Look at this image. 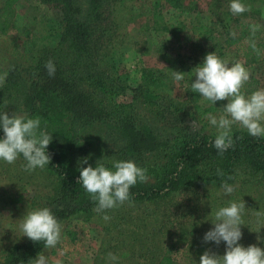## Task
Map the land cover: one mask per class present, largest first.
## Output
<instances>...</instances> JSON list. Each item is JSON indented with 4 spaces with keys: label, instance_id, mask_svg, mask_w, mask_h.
<instances>
[{
    "label": "rangeland",
    "instance_id": "rangeland-1",
    "mask_svg": "<svg viewBox=\"0 0 264 264\" xmlns=\"http://www.w3.org/2000/svg\"><path fill=\"white\" fill-rule=\"evenodd\" d=\"M46 2L0 0V76L6 74L0 85V113L6 112L10 118L14 113L29 117L32 110L52 104L50 91L33 85L31 64L38 50L35 42L27 44L29 39L33 40V34L39 37L47 34L48 18L55 23L61 19V9H64L77 20L87 21L94 30H103L115 20L119 27L109 44L115 51L111 52L115 58L113 67L126 88L113 96V100L123 107L111 108V104L105 103L102 117H95L92 125L77 127L82 139L92 141V161L110 164L133 161L140 168L159 158L158 151L173 134V124L160 115L162 104H155L152 97L138 92L139 87L145 88L143 71L172 75L181 66V73L195 81L193 69L198 65L192 67L187 61L195 38H214L215 44H221L237 20L259 22L264 27V0H244L242 3L251 10L239 16L230 12V0H182L180 9L164 1L159 8H154L153 0ZM67 48L70 49L69 44ZM69 58L73 63V56ZM223 61L229 66L240 62L250 71V77L260 82L258 90L264 89V57L257 64L246 66L237 49L232 47L226 51ZM174 84V91L169 95L183 104L186 102L184 88L177 82ZM227 103L224 100L213 104L202 99L200 105L217 106L219 111L212 115L219 118ZM208 122L197 123L198 127L191 129L217 136L216 127ZM238 130L247 132L233 124L231 131ZM81 160L75 156L76 162ZM25 164L20 157L13 164L0 160V263L5 250L15 247L16 243L19 246L26 237L20 223L28 210L49 208L52 201L48 175L41 168L25 171ZM232 186L235 191L230 196L222 188L196 187L157 204L125 205L107 214L80 217L73 221L77 241L60 238V248L58 243L42 254L47 264H152L151 258L160 250L186 241V246L173 254L176 264H200V257L206 251L218 256L226 253L224 241L217 245L214 241L205 242L204 236L215 226V212L230 202L245 203L241 214L242 238L238 243L264 249V181L259 177L249 180L241 176ZM19 193L24 197L21 203L3 199L10 194H15L16 199ZM104 215L110 219L105 221ZM109 253L118 259L110 261Z\"/></svg>",
    "mask_w": 264,
    "mask_h": 264
},
{
    "label": "trees",
    "instance_id": "trees-1",
    "mask_svg": "<svg viewBox=\"0 0 264 264\" xmlns=\"http://www.w3.org/2000/svg\"><path fill=\"white\" fill-rule=\"evenodd\" d=\"M161 1L174 9L182 7V0H153V7L159 8ZM36 2L48 3L46 0ZM61 11L62 17L55 23L48 18L50 30L46 35L39 37L33 34V40L29 39L27 42H35L38 50L31 64V76L35 79L33 85L42 87V90L47 88L52 102L49 106L32 110L28 118H39L41 130L52 135V141L46 149L50 163L42 169L51 182L52 201L48 206L62 225L61 239L68 237L74 242L78 239V233L73 221L99 214L94 211L96 204L90 195L78 183L81 164L75 161V156H80L82 160L88 159L83 167L91 165L95 168L98 162L91 158L92 141L82 139L81 130L77 126L92 125L95 117H102L105 103L111 104V108H122L123 106L115 104L113 96L126 87L113 67L115 58L111 52L115 51L109 44L116 35L117 21L106 24L103 30H94L87 21L77 20L67 10ZM16 18L15 13V20ZM251 25L260 26L254 37L250 31ZM233 32L235 37L231 35ZM252 40L260 50L259 55L251 47ZM214 42V38H195L187 57L192 67L202 65L209 53H215L223 60L226 51L232 47L237 49L246 66H253L264 57V27L259 22L237 20L225 33L221 44ZM69 56H73V63ZM48 61H52L55 66L54 76L48 75L45 67ZM177 72L181 73V66ZM143 73L145 88L139 87L138 92L152 97L155 104H162L160 115L173 124V134L158 151L159 158L153 164L143 166L149 177L147 182L138 181L132 186L131 203L125 202L122 206L157 204L196 187L222 188L225 182L234 185L241 176H246L249 180L259 177L264 181V137H253L240 130L231 131L233 146L222 155L219 154L214 147L216 136L191 129L194 121L205 123L208 121V113L215 114L219 111L215 105L207 108L200 105L203 97L191 91L194 80L187 74L177 82L172 75L162 71L144 70ZM174 82L184 88L186 102L183 104L177 103L169 95L174 91ZM259 86L260 82L250 77L241 92L249 96ZM3 138L4 133L0 128V139ZM129 144L131 145V140ZM20 158L24 160L22 155ZM100 163L114 170L113 164L105 161ZM218 170L222 171V176L218 174ZM3 199H11L13 203L24 201L21 193L16 199L15 194ZM120 207L110 210L116 211ZM186 243L183 241L178 245L172 244L167 250H160V253L151 258L152 264H176L173 254L175 251L179 253L178 250L184 248ZM12 247L5 250L0 264H30L46 249L43 242H33L28 237L19 246L16 243ZM58 247L60 248V243Z\"/></svg>",
    "mask_w": 264,
    "mask_h": 264
},
{
    "label": "clouds",
    "instance_id": "clouds-1",
    "mask_svg": "<svg viewBox=\"0 0 264 264\" xmlns=\"http://www.w3.org/2000/svg\"><path fill=\"white\" fill-rule=\"evenodd\" d=\"M229 10L239 16L250 11V7L244 5L241 0H230ZM259 25H251L252 36L259 30ZM235 37V33H231ZM251 47L257 55L260 50L254 40ZM49 76H54L55 66L48 61L45 66ZM195 81L191 84V91L198 93L204 100L215 104L217 101L227 100L223 107V114L217 118L208 113L206 118L217 129L214 147L219 154H223L233 146L231 128L238 124L253 137H264V89L254 91L250 96L242 94L241 89L250 79V71L240 62L228 63L221 60L215 53H209L204 58L202 65L193 69ZM175 81L184 79L183 73L173 71ZM6 74L0 76V85L4 83ZM39 118H28L14 113L11 118L4 112L0 113V128L4 138L0 139V160L13 164L22 155L26 164L25 171L43 169L50 163V156L46 149L52 141V135L41 130ZM192 126L198 127L196 121ZM103 138V137H102ZM88 163L84 158L80 161V177L78 183L90 195L96 204L94 211L97 213L122 206L130 201V188L137 182H147L149 179L147 170L138 167L133 161H114L113 168L109 169L98 162V166L83 167ZM219 175H223L218 170ZM232 179V177H229ZM222 190L226 195H231L235 188L225 182ZM245 203L230 202L229 206L222 207L215 212V225L205 236V242L214 241L217 245L224 241L227 245L226 253L218 256L211 251H206L200 257V264H264V249L256 245L244 247L238 243L242 238V212ZM105 221L110 217L103 216ZM20 230L23 236L33 242H43L44 248H54L61 238L62 225L58 222L49 208L28 210L21 220ZM259 239V237H258ZM110 261L118 258L108 254ZM30 264H47L46 257L41 253Z\"/></svg>",
    "mask_w": 264,
    "mask_h": 264
}]
</instances>
